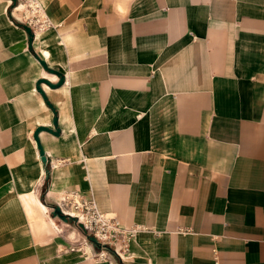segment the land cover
Segmentation results:
<instances>
[{
	"label": "crops",
	"instance_id": "crops-1",
	"mask_svg": "<svg viewBox=\"0 0 264 264\" xmlns=\"http://www.w3.org/2000/svg\"><path fill=\"white\" fill-rule=\"evenodd\" d=\"M37 2L28 47L0 0V264H264V0ZM68 191L139 227L130 255L64 234Z\"/></svg>",
	"mask_w": 264,
	"mask_h": 264
},
{
	"label": "built area",
	"instance_id": "built-area-1",
	"mask_svg": "<svg viewBox=\"0 0 264 264\" xmlns=\"http://www.w3.org/2000/svg\"><path fill=\"white\" fill-rule=\"evenodd\" d=\"M19 1V0H18ZM25 6L20 11L19 22L30 28L33 36L40 34L53 27L49 16L46 14L44 8L37 2V0H20ZM19 5V3H18ZM17 5V6H18ZM14 7L12 11L15 9ZM57 206L62 213L76 219L77 224H81L86 234L92 236L100 245L99 249H94L91 244L83 237V245L90 249L88 255L94 262H106L109 259L121 258L115 251L116 245L121 244V250L129 254L130 238L139 227L126 229L119 225L115 218L107 214H102L98 211L95 200L92 196L84 198L81 194L75 191L64 192L60 197V203ZM63 208L73 209L75 215H68L63 211ZM83 245L78 244V252H84ZM115 252L113 256L106 248ZM74 252V248H67L64 252ZM92 252V253H91ZM85 252L86 257H88ZM130 255V254H129Z\"/></svg>",
	"mask_w": 264,
	"mask_h": 264
},
{
	"label": "water",
	"instance_id": "water-1",
	"mask_svg": "<svg viewBox=\"0 0 264 264\" xmlns=\"http://www.w3.org/2000/svg\"><path fill=\"white\" fill-rule=\"evenodd\" d=\"M13 2V6L16 4V0H11ZM25 32H26V35H27V41H28V47H31V43L33 41V33L31 32L30 28L27 27L26 25L24 24H18ZM41 65L44 67V69L49 72V73H52V74H55L57 77H58V83L56 84L57 86L56 87H59L61 86L63 83H64V77L62 74H60L59 72L47 67L45 65L44 62L41 61ZM41 83H44L46 84L47 86H49L50 88H55V86L51 83H49L48 81L46 80H40L37 82L36 84V90L42 95L43 97V100L46 104V106L51 110L52 114H53V119H52V128H44V127H40L38 128L35 133L33 134V138L35 139V141L37 142V148L39 150V155L41 156V161L42 162H46V158L43 154V150L41 149L40 145L38 144V140H37V134L40 133L41 131H45V132H48L52 135H59V129L57 127V115H56V112L55 110L53 109V107L47 102L43 92L40 90V84ZM51 216L53 218H56L64 223H73L74 225H76L83 233L84 237L86 238V240L91 244V246L94 248V249H99L100 248V245L97 243V241L90 235L86 234L85 230L83 229L82 225L81 224H77L76 223V219L73 218V217H70V216H66L62 213L61 209L58 207V206H53L51 207ZM108 252H110L113 256H116L115 255V252L110 250V248H106ZM117 257V256H116Z\"/></svg>",
	"mask_w": 264,
	"mask_h": 264
},
{
	"label": "rangeland",
	"instance_id": "rangeland-1",
	"mask_svg": "<svg viewBox=\"0 0 264 264\" xmlns=\"http://www.w3.org/2000/svg\"><path fill=\"white\" fill-rule=\"evenodd\" d=\"M10 1H11V0H10ZM18 3L20 4V3H23V2H21L20 0H19V1L16 0V4L13 6V2L11 1V5H10L11 11H12V9H13L14 7H16V6L18 5ZM50 216H51V214H50ZM51 217H52V216H51ZM52 218H53V217H52ZM57 220H58V219H57ZM60 222H62V221L58 220V224L62 227L64 234H65V233H68V231H70L71 228H74L75 231H76V235H75V238L73 239V241L80 240V242H82L84 235H83L82 231H81L76 225H74L73 223L69 222V223H66L67 226H63V225L60 224ZM63 223H64V222H63ZM74 246L78 247V244H77V245L74 244Z\"/></svg>",
	"mask_w": 264,
	"mask_h": 264
},
{
	"label": "bare ground",
	"instance_id": "bare-ground-1",
	"mask_svg": "<svg viewBox=\"0 0 264 264\" xmlns=\"http://www.w3.org/2000/svg\"><path fill=\"white\" fill-rule=\"evenodd\" d=\"M25 6L22 4V9H24ZM63 211L68 214V215H72L74 216L75 215V212L73 211V209H70V208H63ZM56 219V218H55ZM63 223V222H62ZM66 224V223H64ZM121 247L122 245L121 244H117L116 245V252L121 256V258H123V256H126L127 255V252H124L123 250H121Z\"/></svg>",
	"mask_w": 264,
	"mask_h": 264
}]
</instances>
